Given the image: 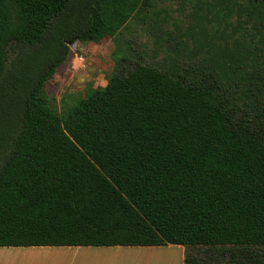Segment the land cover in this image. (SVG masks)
<instances>
[{
    "label": "trees",
    "instance_id": "16d2710c",
    "mask_svg": "<svg viewBox=\"0 0 264 264\" xmlns=\"http://www.w3.org/2000/svg\"><path fill=\"white\" fill-rule=\"evenodd\" d=\"M149 1L0 0V99L19 97L21 116L0 247L177 245L184 264H264V0L192 2L198 67L123 57L69 107L46 92L72 45L117 38Z\"/></svg>",
    "mask_w": 264,
    "mask_h": 264
},
{
    "label": "rangeland",
    "instance_id": "374dc122",
    "mask_svg": "<svg viewBox=\"0 0 264 264\" xmlns=\"http://www.w3.org/2000/svg\"><path fill=\"white\" fill-rule=\"evenodd\" d=\"M193 1L150 0L149 7L137 12L117 38L108 36L99 43L72 45L68 59L57 70L59 84L48 82L47 94L56 99L60 110L69 107L84 98L91 86H106L108 77L117 71L118 60L123 57L128 59L125 63L128 67L142 63L182 71L200 66L206 57L202 45L205 41L200 38L197 24L192 19ZM209 35L219 34L211 28ZM191 36L193 43L187 39ZM15 56L16 53L10 50L9 67ZM175 61H179L181 69ZM10 92L0 99V168L12 151L14 135L21 121L20 99L9 98ZM46 248L54 251L12 260L2 258L0 264H184L186 253L185 247L177 245L164 246L157 251L141 247H123L122 250L117 247ZM77 248L81 250L75 251ZM66 249L74 251L67 253Z\"/></svg>",
    "mask_w": 264,
    "mask_h": 264
},
{
    "label": "crops",
    "instance_id": "0c3cea01",
    "mask_svg": "<svg viewBox=\"0 0 264 264\" xmlns=\"http://www.w3.org/2000/svg\"><path fill=\"white\" fill-rule=\"evenodd\" d=\"M172 246V245H168ZM162 247L164 246H151V247H141V248H146L150 249V251H157L161 250ZM120 250H122V246H117ZM115 249V250H119ZM67 253L74 251L72 249H66ZM64 250V251H66ZM81 249L75 250V251H80ZM48 251H54L53 249L46 248V247H0V259L4 258L5 260H12L16 257H21V256H27V255H34L42 252H48ZM90 251V250H89ZM100 251V250H99ZM104 253L107 252V250H102ZM186 251V250H185ZM183 260H185V255L183 256Z\"/></svg>",
    "mask_w": 264,
    "mask_h": 264
}]
</instances>
